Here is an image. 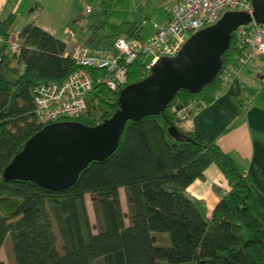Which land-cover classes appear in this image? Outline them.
Segmentation results:
<instances>
[{"label": "trees", "instance_id": "1", "mask_svg": "<svg viewBox=\"0 0 264 264\" xmlns=\"http://www.w3.org/2000/svg\"><path fill=\"white\" fill-rule=\"evenodd\" d=\"M14 19L0 20V197L23 199L17 214L0 212V246L10 237L14 264H93L97 259L103 264H264V195L215 141L180 126L190 110L177 117L180 107L206 105L226 85L222 69L237 54L233 33L210 82L194 93L179 89L159 113L128 120L109 156L90 161L73 185L49 190L30 180H5L2 173L25 141L46 125L36 118L34 89L62 83L84 67L65 55L64 42L31 23L21 27L19 53H12L8 41ZM126 68V83L110 89L98 81L106 69L89 67L93 84L87 111L68 120L95 125L110 118L119 108L120 90L148 75L142 55ZM244 103L240 100L239 110ZM172 125L178 137L169 133ZM210 166L226 178L228 190L215 187L221 195L207 216L204 203L187 188Z\"/></svg>", "mask_w": 264, "mask_h": 264}, {"label": "crops", "instance_id": "2", "mask_svg": "<svg viewBox=\"0 0 264 264\" xmlns=\"http://www.w3.org/2000/svg\"><path fill=\"white\" fill-rule=\"evenodd\" d=\"M173 1L0 0V20L14 15L10 33L19 32L27 23L37 25L64 42L67 52L84 45L91 53L102 51L113 57L118 37L148 38L155 31L154 25L168 20L167 9ZM86 5L91 6L89 13H85ZM240 100L245 102L242 111L238 109ZM189 110L180 126L194 131L202 140L215 141L264 195V62L258 59L245 66L213 101L200 107L192 104ZM210 168L215 169L211 176L221 179L216 167ZM217 189L204 172V178L196 179L187 191L204 203L209 216L221 195ZM226 190L228 185L223 192ZM120 199L123 208L121 194Z\"/></svg>", "mask_w": 264, "mask_h": 264}, {"label": "water", "instance_id": "3", "mask_svg": "<svg viewBox=\"0 0 264 264\" xmlns=\"http://www.w3.org/2000/svg\"><path fill=\"white\" fill-rule=\"evenodd\" d=\"M252 14L226 11L212 25L194 32L172 57H161L143 79L119 92V108L95 125L61 120L44 125L29 137L3 170L5 180H30L49 190L65 189L75 183L90 161L102 160L118 146L128 120L164 110L179 89L197 92L210 82L222 66L232 32L252 17L264 24V0H251ZM169 133L178 137L174 125ZM20 197H0L3 215L17 214Z\"/></svg>", "mask_w": 264, "mask_h": 264}, {"label": "built area", "instance_id": "4", "mask_svg": "<svg viewBox=\"0 0 264 264\" xmlns=\"http://www.w3.org/2000/svg\"><path fill=\"white\" fill-rule=\"evenodd\" d=\"M168 20L154 25V33L144 40L118 37L114 42L116 55L109 57L102 51L91 53L84 45H77L73 51L65 52L83 66L70 73L62 83H41L34 89V105L37 120L48 124L61 120L75 119L87 111V95L93 84L89 67L106 69L98 78L110 89L124 85L127 79L126 65L139 55L147 69H151L161 57L175 56L185 41L197 30L214 24L226 11L253 12L251 0H174L168 6ZM91 6H85V13ZM237 54L226 63L221 72L225 83L236 77L240 70L261 59L264 62V24L253 17L232 32ZM69 37L74 34L70 31ZM19 32L10 33L8 46L12 53L20 50ZM189 107H180L177 117L184 118Z\"/></svg>", "mask_w": 264, "mask_h": 264}, {"label": "rangeland", "instance_id": "5", "mask_svg": "<svg viewBox=\"0 0 264 264\" xmlns=\"http://www.w3.org/2000/svg\"><path fill=\"white\" fill-rule=\"evenodd\" d=\"M114 41V40H113ZM112 41V42H113ZM115 42V41H114ZM148 73L150 72V69H147ZM205 173L208 175V180L209 183L212 184L213 187H218L219 190H221V192H223L225 186H227V180L224 176L221 175V179H219L216 175L215 176H211L213 173H215V169L214 168H208L207 170H205ZM120 194L122 197V203H123V209L126 212L127 211V206H126V200H125V194H124V189L121 188L120 189ZM86 199V207H87V211H88V215H89V219L92 225L95 226V228L93 229L94 231H96V216H95V212L91 203V199H90V194H86L85 196ZM199 205V208L202 211V208L200 206V202H197ZM204 211V210H203ZM126 223H128V219H125ZM244 236L247 237L248 234L246 231H244ZM60 244V241H59ZM0 259L3 261V264H14V255H13V251H12V244H11V239L10 237H7L2 245L0 246ZM93 264H103L102 259H97L93 262Z\"/></svg>", "mask_w": 264, "mask_h": 264}]
</instances>
